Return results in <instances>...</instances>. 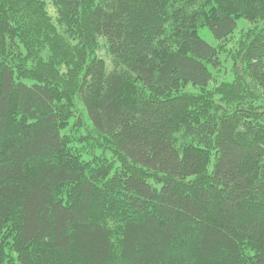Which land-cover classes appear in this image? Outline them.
<instances>
[{"label": "trees", "instance_id": "obj_1", "mask_svg": "<svg viewBox=\"0 0 264 264\" xmlns=\"http://www.w3.org/2000/svg\"><path fill=\"white\" fill-rule=\"evenodd\" d=\"M258 22L264 0H0V264H264Z\"/></svg>", "mask_w": 264, "mask_h": 264}, {"label": "rangeland", "instance_id": "obj_2", "mask_svg": "<svg viewBox=\"0 0 264 264\" xmlns=\"http://www.w3.org/2000/svg\"><path fill=\"white\" fill-rule=\"evenodd\" d=\"M52 10V9H51ZM253 26L252 23H250L249 21L245 20V19H240L238 21V27L236 29V32L234 33V35L232 36L231 41L228 43V46L233 48L235 47V42L238 39V35L240 31H243L245 29H248L249 27ZM255 26H258L260 28L264 27V22H258L257 24H255ZM200 35L209 43L216 45L217 41L215 40L213 34L211 33V31L208 28H200ZM98 55L102 58H104L107 62V64L109 65V67L111 66V58L109 55L106 54L105 50L102 48L98 51Z\"/></svg>", "mask_w": 264, "mask_h": 264}]
</instances>
